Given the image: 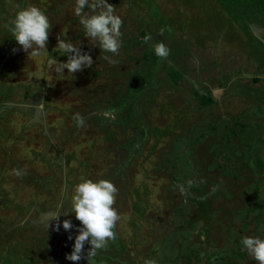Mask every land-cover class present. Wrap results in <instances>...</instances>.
I'll use <instances>...</instances> for the list:
<instances>
[{
    "label": "rangeland",
    "instance_id": "1",
    "mask_svg": "<svg viewBox=\"0 0 264 264\" xmlns=\"http://www.w3.org/2000/svg\"><path fill=\"white\" fill-rule=\"evenodd\" d=\"M108 3L118 55L85 36L75 0H0V264H74L80 222L64 212L87 179L114 183L120 216L93 264H257L241 241L264 239V0ZM29 6L51 24L36 57L5 27ZM57 37L92 67L56 73Z\"/></svg>",
    "mask_w": 264,
    "mask_h": 264
},
{
    "label": "clouds",
    "instance_id": "2",
    "mask_svg": "<svg viewBox=\"0 0 264 264\" xmlns=\"http://www.w3.org/2000/svg\"><path fill=\"white\" fill-rule=\"evenodd\" d=\"M91 10L92 15L84 12L85 8ZM74 13L80 18L79 22L85 30V36L93 41H98L100 48L113 55H118L121 48V28L123 20L115 14V8L108 0H75ZM14 36L15 41L21 46L22 50L31 56L36 57L47 50L51 24L48 16L38 7L29 6L16 12L15 18L5 25ZM163 34V30H161ZM151 40V36L144 37V41ZM57 46L61 56L67 55V62H58L55 64V72L63 74L67 69L68 73L81 72L85 67L91 68L94 61L90 54L82 52L80 47L71 42H66L57 37ZM15 52L16 49H13ZM154 52L157 57L166 59L170 54V49L163 43H157L154 46ZM110 64L116 63L110 57L105 56ZM49 66L53 61L49 60ZM105 118L114 119V114L110 111L103 113ZM73 120L77 127L84 126V118L79 114L73 115ZM16 176H22L24 173L14 169ZM193 181H188L191 187ZM181 194L186 195L187 191L183 185L179 186ZM118 188L108 180H99L93 182L91 179L78 183L74 188V194L71 198L70 208L64 212L65 215L74 214L76 220L80 222L78 235L75 237L74 247L71 254H66L69 261L78 262L83 258L84 246L86 243L91 245L87 253L89 264H93L92 257L97 250L106 249L109 241L116 239L114 231L117 222L120 220L118 211L114 205L116 203V194ZM60 214H54L49 219L57 221L56 230L59 231ZM48 221V223H49ZM48 226V225H47ZM63 228L71 231L72 221L65 219ZM71 240L72 237L69 236ZM244 250L257 264H264V239L260 237L245 236L242 241ZM145 264H156L155 260H146Z\"/></svg>",
    "mask_w": 264,
    "mask_h": 264
},
{
    "label": "trees",
    "instance_id": "3",
    "mask_svg": "<svg viewBox=\"0 0 264 264\" xmlns=\"http://www.w3.org/2000/svg\"><path fill=\"white\" fill-rule=\"evenodd\" d=\"M178 72L176 70H171L170 71V75L175 79V81H178ZM212 97L209 98V100L211 99Z\"/></svg>",
    "mask_w": 264,
    "mask_h": 264
}]
</instances>
